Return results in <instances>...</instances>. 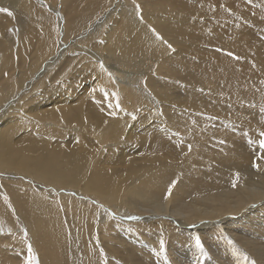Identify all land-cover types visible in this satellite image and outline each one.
<instances>
[{
  "label": "bare ground",
  "instance_id": "bare-ground-1",
  "mask_svg": "<svg viewBox=\"0 0 264 264\" xmlns=\"http://www.w3.org/2000/svg\"><path fill=\"white\" fill-rule=\"evenodd\" d=\"M46 1L50 15L42 0H0L12 13L0 12V103L18 97L0 116V254L19 242L21 255L31 246L42 264H154L150 254L201 264L207 252L208 264L219 256L264 264V204L254 208L264 199V151L242 154L226 137L211 150L214 133L188 119L204 114L223 128L250 122L264 132V119L245 116L238 86L242 67L250 69L262 73L264 94V0ZM12 23L19 33L7 39ZM137 60L155 65L142 84L149 93L123 71ZM201 77L219 105L187 99L186 89L169 93ZM144 239L148 250L138 247Z\"/></svg>",
  "mask_w": 264,
  "mask_h": 264
},
{
  "label": "rangeland",
  "instance_id": "rangeland-1",
  "mask_svg": "<svg viewBox=\"0 0 264 264\" xmlns=\"http://www.w3.org/2000/svg\"><path fill=\"white\" fill-rule=\"evenodd\" d=\"M42 3L44 4L45 8H47V10H48L47 13H49V15L52 14L51 11H53V10L48 5L49 3L46 0H42ZM249 3H251V2H249ZM116 4H118V1L114 2L109 7V10L110 11L113 10ZM8 11H11V10H8ZM57 16H60V15L58 14ZM103 16L104 15H102L101 17L96 19V21L94 22L95 23L94 24L95 27L101 22ZM60 26L62 27L63 25H60ZM60 26H58V28H60ZM18 29H19L18 24L12 23L5 30L6 38L7 39H11L12 37H17L18 33H19ZM85 34H87V35H85ZM89 35H90V32L88 30L87 31L85 30V31H83L81 33L76 34L74 36V38L76 39V42L81 43V41L86 39L87 38L86 36H89ZM1 58H2V56H0V59ZM202 68H204L207 71V73H212V70H209V67L205 66L204 64H203ZM217 69L219 70V73L225 74L224 67L220 66ZM155 70H156L155 65H154L153 61H151V60H137V62L134 64V67L132 69H130V70L123 69V71H127L129 73H132V75L129 77V79L132 80V83H135V86H136L137 89L138 88L142 89L143 93H149L147 91L149 89L142 85L145 82L146 75L149 74V73L154 72ZM238 71L239 70H235L234 72L236 73ZM37 75L38 74L33 75V78H30V80L27 81L26 87L23 88V90H26L28 85H30L33 82H35V80H37V77L39 78L40 74L38 76ZM240 75H241V78H240V80L238 82V86L240 85V88H241L242 91H240L239 93L241 94L242 97H244V99H247L245 102L242 103L243 111L245 112V116H249L252 119L261 118L260 122H262V120L264 119V111H261V109H264V99H263L264 98V94H262V92H263L262 88L259 86L258 80H257V79H259L262 76V73H256V72L251 71L250 69H246V68L242 67ZM219 79H221V78H219ZM191 80H193V79H191ZM203 82H204V77H201L199 83H202V84H200L198 86H190V85H188L186 88H182L181 86H178V88L175 90L174 94L172 93L171 89L169 90V93L172 94V97H174L175 95H181L182 93L185 92V89H186V91L188 93L187 99H189V98H197L198 102L200 104L203 103L205 105H208L209 101H211L212 103H214L216 105H219L220 102L215 99L216 94L209 93L208 90L206 89L207 87L205 85H203ZM160 83H165V80L162 79L160 81ZM61 84H63V83H61ZM202 86H204L206 88H202ZM143 87L146 88L147 90H145ZM90 90H92V89L90 88ZM149 91H151V90H149ZM87 93H89V89L86 91L85 94H87ZM226 94L229 95V91L225 90L223 92V95H226ZM13 99H15V101L17 103L18 97L17 98L14 97ZM13 99H12L13 103L11 102L12 104L11 103L10 104H8V103H6V104L0 103L1 107L3 105V107H2V109L0 111V116H2L4 114V112H6V110L9 109L10 106H12L13 104L14 105L16 104ZM153 101H154V104H155V102H157L155 100H153ZM246 102L248 103V105H244V103H246ZM249 102H253L254 104H251ZM226 110L231 111V109H226ZM185 113L187 115H189L188 112H185ZM188 119L191 120L193 123L197 124L198 125L197 128L200 127V129L198 130L199 132L206 133L208 135L210 133H214V136L213 135H211V136H212L213 139H215V143L214 142H208V144H207L210 149L212 148L213 150H217V147H219V150H221V146L223 145V141L225 140V137H226L227 140H229V139H231V141L237 140L236 144L238 145L239 148H241V151H242L241 153L242 154L243 153L246 154L248 152L250 154V156L254 157V158L260 155V152H259L260 151L259 140L262 139V137L256 131L251 129V127H250L251 123L250 122H244L243 124L239 123L240 125L237 126L238 130H236L234 127H230V126H227L226 128H223L221 123H218V122H215L214 120H211V117H207L204 114H197V115H194V116H192L191 118H188ZM212 119H215V118H212ZM247 119H249V118H247ZM203 121H205V122H203ZM200 122H201V124H200ZM236 133H237V138L233 139V137H234V135H236ZM250 141H251V143H250ZM257 150H259V151H257ZM257 164L256 163L252 164L253 167H254L253 170L254 169L256 170ZM256 174H258V175L261 174V170L258 169V167H257V170H256ZM10 177L11 176H9V175L7 176L6 175V176H2V179H9ZM44 189L49 190L50 192L52 191V189H47V188H44ZM62 193L69 194V195L72 194L71 192H68V193L65 192V190L63 192L59 191V194H62ZM88 199L93 202L92 199H90V198H88ZM262 200L258 201L257 204H255L254 208H258V206L259 207L262 206L264 204V199H262ZM93 203L95 205L98 204L97 202L95 203V201ZM250 205H247V206H250ZM101 206H103V205H101ZM247 206H246V210L244 208V212L245 213L249 212V210L251 209L250 207L247 208ZM110 212H111L110 214H112L111 215L112 218L113 217L115 219L117 217L119 218V219L117 218V220L127 221L128 223H134V222L143 223L142 221H138L137 219H135L133 217L129 218L130 216H129L128 213L127 214L126 213H120V212L117 213V212H115L114 210H111V209H110ZM14 214H15V212H14ZM115 214H116V216H115ZM14 218H17V217L14 216ZM159 219L160 220L163 219L162 220L163 222L173 223L172 219H170V218L161 217ZM17 228H22V227H18V224H17ZM7 231H9L10 233L12 232V233L11 234L5 233V234H2V235H5V237H9L14 232L13 229L12 230L9 229ZM19 233H21V237L24 238V240L30 241L29 240L30 237L28 236L27 231L21 230V232H19ZM160 239L163 241V244H165V245L168 244V237L167 236L162 235L160 237ZM129 240L132 242V238H128V240H124L123 242L125 244H129L127 242ZM262 240L264 242V239H262ZM149 244H151V240L150 239H144L143 241L140 240V245L138 247L145 248L146 250H148V248L150 246ZM6 248H7L6 252L3 251L0 254V264H6L8 262V260H10L12 258V255L14 253L16 254L15 256H19L20 259H17L16 261H14L15 260L14 259V260L11 261L12 263H15V264H21V263L22 264H29L28 263V261H29V251H28L29 247H27L28 249L26 251L24 250V253L22 255L20 254L21 250H22V245L19 242L15 243V244H13V243L9 244L8 243V245L3 247L2 250H5ZM202 248H203V252H204V249H206V248H204V247H202ZM136 249H137V253H138L139 249L138 248H136ZM198 251L201 254H203L201 252L200 248L195 249V252H198ZM35 254L36 253H33L32 255H34L35 258H36V264H42V261L40 260V256H38L40 254H37V255H35ZM147 255H149V254H147ZM181 255L182 256L188 255V250L186 248L182 249L181 250ZM199 255H195L193 257L195 259H198V258L201 257ZM189 256H190V254H189ZM72 257L74 258V256H72ZM150 257H151V259H154V262H153L154 264H162V262L158 258H156L155 256L150 254ZM202 257H203V261L204 262L201 263V264H208L207 262L210 260V255L208 254V252H207V254H203ZM219 257H217L215 259L216 262L214 261V263H210V264H226V263L227 264H231V262L228 263V259H226L225 256H219ZM137 259H140L142 261L145 258L142 257V256H137ZM162 259L163 260H167V257H165L163 255ZM210 261L212 262V259ZM80 262H81V260H80ZM151 264H152V262H151Z\"/></svg>",
  "mask_w": 264,
  "mask_h": 264
},
{
  "label": "snow or ice",
  "instance_id": "snow-or-ice-1",
  "mask_svg": "<svg viewBox=\"0 0 264 264\" xmlns=\"http://www.w3.org/2000/svg\"><path fill=\"white\" fill-rule=\"evenodd\" d=\"M0 12H7L8 15H12V13L9 12L7 9L0 8ZM158 38H159V37H158ZM229 55H231V54H229ZM261 111H264V109H261ZM259 135H260L261 137H264V132H261ZM250 143H251V141H250ZM259 148H260L262 151H264V139H260V140H259ZM229 243H232V242L229 241ZM196 246H197L198 248H200V249H201V252L203 253V248H202V245H201L199 239L196 240ZM28 251H29V264H36V258H35V256L32 255V253H31V246H29ZM244 260H247V257H246V256H244Z\"/></svg>",
  "mask_w": 264,
  "mask_h": 264
}]
</instances>
